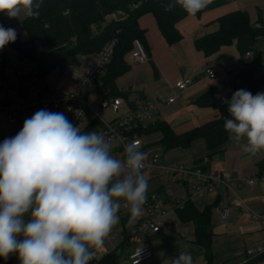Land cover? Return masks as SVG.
I'll use <instances>...</instances> for the list:
<instances>
[{"label": "clouds", "instance_id": "9594fccd", "mask_svg": "<svg viewBox=\"0 0 264 264\" xmlns=\"http://www.w3.org/2000/svg\"><path fill=\"white\" fill-rule=\"evenodd\" d=\"M43 0H0L9 18H37ZM211 0H175L195 15ZM14 28L0 25V49L15 42ZM229 139L245 153L264 149V92L238 89L224 98ZM246 139V143L241 141ZM103 133L81 131L62 112L40 109L22 129L0 143V257L16 254L20 264H90L118 222L122 201L131 218L147 201L148 153L124 143L125 159L111 154ZM130 168L135 173L125 174ZM171 264H195L181 252Z\"/></svg>", "mask_w": 264, "mask_h": 264}, {"label": "crops", "instance_id": "0c3cea01", "mask_svg": "<svg viewBox=\"0 0 264 264\" xmlns=\"http://www.w3.org/2000/svg\"><path fill=\"white\" fill-rule=\"evenodd\" d=\"M233 1L204 11L199 16L188 15L179 20L177 27L182 37L175 43L167 42L151 12H146L139 18V25L145 32L144 44L147 47L148 59L135 61L129 53L126 59L130 64V70L123 74L128 76L121 83L118 82V86L122 90H130L133 96L140 94L144 102L153 104L154 117L168 121L176 133L189 130L219 115L218 109L200 106L196 99L209 87L218 94L228 90L230 75L225 67L238 61L240 52L236 43L231 42L222 45L211 54H205L196 48L194 42L197 38L216 31L219 28L220 16L243 6L234 5ZM24 18H9L5 13L3 15L6 28L15 30L22 25ZM258 49L260 56L253 59L250 66L255 67L256 72L261 74L264 73V38L258 42ZM209 67L220 69L217 76L210 77L206 73ZM185 77H191L192 83L183 91L177 92L176 82ZM100 95H102L100 92H94L93 96ZM172 95H175L173 102L162 100ZM123 100V108L126 110L130 105ZM138 101L140 99L137 103ZM154 133L160 137L159 133L153 132L142 138L146 145L141 151L148 153L147 160L151 159V153L156 148L149 142V137ZM246 142V139L241 141ZM161 153L160 164L145 170L149 183L148 193L159 192L168 204L178 199L190 198L200 209L216 200L218 194L215 191L193 192L196 183L194 177L171 173L164 167L180 163L195 166L200 159L206 158L208 153L203 139L194 140L186 148L176 147ZM262 157L264 149L255 154L245 153L241 150L240 144L229 139L222 152L207 160L206 171L226 169L233 177L242 179L258 177L253 185H248L243 180L235 188L253 210L264 213V169L260 174L257 163ZM124 217L117 232L124 230L123 222L126 220ZM212 224L214 232L212 264H264V253L250 260H247L246 255L247 248L264 245V223L256 220L243 222L236 211H231L227 217L214 211ZM144 239L152 247L153 255L141 264H171L172 259L181 252H190L195 264H206L204 248L196 242L194 222L182 220L176 211L168 213L163 218L160 231H147ZM133 246V242L126 240L114 246L108 245L107 251L117 248L121 253V259L117 264H131L128 254Z\"/></svg>", "mask_w": 264, "mask_h": 264}, {"label": "trees", "instance_id": "16d2710c", "mask_svg": "<svg viewBox=\"0 0 264 264\" xmlns=\"http://www.w3.org/2000/svg\"><path fill=\"white\" fill-rule=\"evenodd\" d=\"M232 1L211 0L206 8L195 15L199 16L204 11ZM170 3H175V0H43L39 10L40 15L37 18L23 19L22 25L27 36L21 38L17 33L15 42L7 44L15 49L20 60L27 61L30 65L36 63L37 66L19 77L17 83H12L5 72L10 58L7 53L0 51V101L7 99L9 91H21L22 84L27 80L32 79L36 84L52 70L57 69L62 72L66 66L78 64L81 54H96L108 41L116 39L112 55L103 73L94 82V89L105 96H120L132 109H136L137 100L140 99L139 103L144 102L143 98L140 94L133 96L130 90L120 89L118 78L130 70L126 57L133 48L134 39L140 38L143 43L145 42V32L139 25V18L144 13L151 12L155 16L160 31L168 43L180 40L182 34L177 27V22L191 14L179 5L169 8ZM118 10H123L126 13L125 17L107 19L108 14ZM3 15L4 13H0V25L6 28ZM218 21L219 28L216 31L195 40L197 49L205 54H211L222 45L235 42L240 55L251 49L254 51V59L260 56L258 42L264 38L262 16L253 22L249 12L239 8L223 14ZM228 73L230 83L226 92L218 94L209 87L196 99V103L200 106L218 109L219 115L216 118L176 133L168 121L154 117L138 130L139 135L143 138L149 133H159L158 144L161 149L154 150L161 151L176 147L186 148L194 140L203 139L208 153L206 158L200 159L195 166L206 170L207 160L222 152L225 143L229 140V135L223 127L224 119L228 115L223 99H230L233 92L238 89L248 90L253 95L264 92V73H257L255 67L248 65L230 70ZM18 83L21 85L18 86ZM31 116H24L18 121L21 128L25 119ZM119 150L120 147L116 146L112 148L111 154ZM257 163L262 174L264 157ZM218 202L217 196L213 203L206 204L200 209L188 198L183 200V205L176 210L182 220L194 222L196 242L204 248L206 264H212L214 260L212 216ZM123 225L124 232L127 234V219ZM120 259V251L114 248L99 260V264H117ZM0 264H20V261L15 254L10 255L8 259L0 257Z\"/></svg>", "mask_w": 264, "mask_h": 264}, {"label": "built area", "instance_id": "2783aa9c", "mask_svg": "<svg viewBox=\"0 0 264 264\" xmlns=\"http://www.w3.org/2000/svg\"><path fill=\"white\" fill-rule=\"evenodd\" d=\"M125 15L126 13L123 10H118L108 14L106 17L107 19H121ZM115 42L116 39L108 41L96 54H81L78 64H70L62 71V74L66 76V80L60 83L57 88L49 89L45 85L38 86L30 79L22 84L23 88L21 91H9L7 99L0 101V118L4 117L9 122L15 123L22 117L33 115L40 109H59L74 125L84 127L94 125L95 128L93 130L103 133L110 143L115 141L116 144L112 148L118 146L120 150L114 151L112 155L118 159H122V155L125 156L124 143L126 142L136 141L142 150L144 142L138 130L154 118V105L140 102L137 104L136 109L128 107L124 110L126 113H120L124 102L122 97L105 96L103 94L99 97L93 96L94 92L98 93L94 89V82L103 73L105 65L112 55ZM130 57L135 61H145L148 59V51L140 38L134 39ZM253 59L254 51L251 49L246 50L240 55L238 61L226 66L225 70L228 72L248 66ZM36 66V63H32L28 69H17V80L14 83H17L19 77L24 76L31 68ZM8 69L9 65L5 70L6 73ZM219 70L209 67L206 69V73L210 77H215L219 73ZM192 81L191 77L179 79L176 82L177 92L186 89ZM17 85L19 86L21 83ZM13 93H16V100L12 96ZM162 100L169 103L173 102L175 95L162 98ZM102 110H109L117 114V116L112 120H107L102 116ZM161 155L160 150L152 151L151 159L145 161L144 174L148 167L160 164ZM164 167L171 173H180L184 176L194 177L196 183L193 192L201 190L217 192L219 202L214 207V211L223 217H227L231 211H236L239 213V219L243 222L256 220L264 223V213L253 210L235 188L243 180L248 185H253L258 177L251 176L242 179L233 177L226 169L206 171L200 167L189 166L184 163ZM125 174H131L132 177H135V173H132L130 168L125 169ZM182 205L183 200L180 199L168 204L159 192L152 191L147 193V201L143 205L142 215L133 219L130 216L128 207L123 203V209L127 211L125 218L129 225L127 227V234L124 230L117 232L112 228L109 235L105 237L103 247L92 249L94 255L90 262L92 264H99V260L108 252V245L114 246L126 240L134 244L128 254L131 264H141L150 259L153 255V250L144 239V234L147 231H160L163 218L168 213L176 211ZM262 253H264V245L247 248V260Z\"/></svg>", "mask_w": 264, "mask_h": 264}, {"label": "rangeland", "instance_id": "374dc122", "mask_svg": "<svg viewBox=\"0 0 264 264\" xmlns=\"http://www.w3.org/2000/svg\"><path fill=\"white\" fill-rule=\"evenodd\" d=\"M233 4L238 5L240 7L243 5L241 8H244L249 12L250 19L253 22H256L260 16L264 18V0H235L233 1ZM16 32L21 36V38H25L27 36V33L22 25L16 29ZM0 51H4L5 53H7L10 58L9 69L6 75H7V78L12 83H14L17 80L16 69H19V68L28 69L30 64L27 61H20L17 58V53L15 49L11 45H5V47L3 49H0ZM127 76L128 74L120 76L118 78V82L121 83ZM64 80H66V76H64V74H62V72L58 71L57 69H54L51 72H49L44 79H41L36 84L38 86L47 85L49 89L57 88L58 85H60V83L64 82ZM12 96L15 100L17 99L16 93H13ZM124 110L125 109L122 108L120 113H126V111ZM49 111L60 112L59 109H49ZM102 116L105 117L107 120H112L113 118L117 116V114H114L113 112L109 110H102ZM80 128H81V131L88 132V131L93 130L95 126L94 125H90L88 127L80 126ZM21 129L22 128L19 122L11 123L6 118L1 117L0 118V143H2L5 138L15 136ZM158 140H159V136L156 133L152 134V136L149 137V142L154 144L153 147L161 149L160 145L158 144ZM115 144H116L115 141L111 142L112 146ZM121 157L122 159H125L124 155H122ZM123 203L124 202L122 201L121 208L118 211L119 220L113 226V228L116 231H119L122 225L121 223L122 218L127 213V211L123 209Z\"/></svg>", "mask_w": 264, "mask_h": 264}]
</instances>
